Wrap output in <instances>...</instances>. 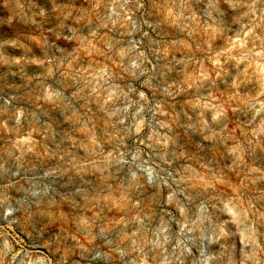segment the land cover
I'll use <instances>...</instances> for the list:
<instances>
[{"label": "rangeland", "instance_id": "374dc122", "mask_svg": "<svg viewBox=\"0 0 264 264\" xmlns=\"http://www.w3.org/2000/svg\"><path fill=\"white\" fill-rule=\"evenodd\" d=\"M0 264H264V0H0Z\"/></svg>", "mask_w": 264, "mask_h": 264}]
</instances>
